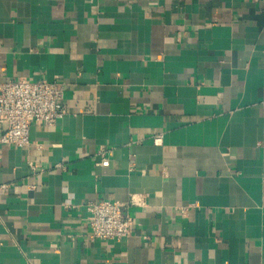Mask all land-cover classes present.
Here are the masks:
<instances>
[{"label": "crops", "instance_id": "crops-1", "mask_svg": "<svg viewBox=\"0 0 264 264\" xmlns=\"http://www.w3.org/2000/svg\"><path fill=\"white\" fill-rule=\"evenodd\" d=\"M8 79L67 113L0 144V264H264V0H0ZM99 199L128 236L90 239Z\"/></svg>", "mask_w": 264, "mask_h": 264}, {"label": "built area", "instance_id": "built-area-1", "mask_svg": "<svg viewBox=\"0 0 264 264\" xmlns=\"http://www.w3.org/2000/svg\"><path fill=\"white\" fill-rule=\"evenodd\" d=\"M67 113L65 85L60 81L46 79H8L0 81V144L24 146L30 143V126L34 122L54 125ZM153 141L163 142L161 134L153 135ZM103 155L101 165L108 166L110 160ZM8 185L0 184V192H7ZM141 200L131 196L129 205ZM128 204L120 201L99 199L89 201L87 209L89 237L95 239H121L128 236L134 218ZM188 206H183L186 210Z\"/></svg>", "mask_w": 264, "mask_h": 264}]
</instances>
